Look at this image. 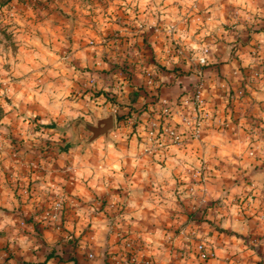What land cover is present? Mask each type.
Listing matches in <instances>:
<instances>
[{
  "label": "crops",
  "instance_id": "obj_1",
  "mask_svg": "<svg viewBox=\"0 0 264 264\" xmlns=\"http://www.w3.org/2000/svg\"><path fill=\"white\" fill-rule=\"evenodd\" d=\"M196 2L198 10L205 6L203 21L215 35L196 49L194 58L200 66L177 63L188 68L185 73L156 69L140 84L134 75L123 78L125 103L144 106L137 114L139 118L145 115L146 126L136 120L132 123V118L127 120L130 125L119 126L114 114L115 127L107 144L99 137L88 146L66 140L50 154L33 149L32 173L26 177L32 180V205H42L35 195L39 186L50 192L52 204L66 205L60 217L64 219L62 230L77 239L74 255L80 264H264V140L259 136L253 144L244 132L246 121L240 117L247 95L238 84L251 72L259 73L254 76L258 80L253 84V100L263 105L264 0ZM0 82V92L4 89L8 96L3 97L5 105L0 98V131L9 133L10 124L15 125L28 106L13 105L25 96L19 92V80ZM142 83L147 94L130 102V91ZM198 88L202 109L207 112L199 137L172 142L162 134L150 139L147 125L152 112L161 117L166 101L165 107L173 114L166 121L191 128L179 110L181 101ZM56 126L62 125L40 129L69 132L61 133ZM6 177L0 171V231L18 219L6 211L20 205L21 198L5 183ZM33 218L21 221L32 226L34 233L41 231ZM199 242L212 253L206 260L196 256Z\"/></svg>",
  "mask_w": 264,
  "mask_h": 264
},
{
  "label": "rangeland",
  "instance_id": "obj_2",
  "mask_svg": "<svg viewBox=\"0 0 264 264\" xmlns=\"http://www.w3.org/2000/svg\"><path fill=\"white\" fill-rule=\"evenodd\" d=\"M196 1L0 0V79H8L10 83L13 79L19 80V92L25 96L13 105L18 108L26 103L28 106L18 122L10 124L9 133L0 131V171L9 178L6 177L5 183L21 197L18 199L20 205L6 211L8 216H18V219H13L14 224L0 231L8 232L6 236L0 235V253L4 255L0 257V264H41L46 255L44 251L52 247L59 252V258H52L46 264H70L68 254L70 250L75 252L78 245L77 239L67 234L68 230H62L64 219L60 217L66 205L52 204V195L42 186L35 189L42 205H32V180L26 178L32 173L33 149L50 154L58 150L61 143L71 140V134H58L46 128L34 132L32 118L39 115L45 120L36 118L37 123L63 126L77 117L92 122L93 118L110 110L116 115L126 111L123 106L128 101L127 86L121 88L125 84L123 78L131 76L128 78L132 79L134 75V81L140 84L156 70L153 65L157 60L168 62L165 63L167 67H175L181 73L188 68L175 66L177 63L200 66L194 58L196 49L199 50L206 38L215 35L203 21L205 6L198 10ZM197 15L200 20L195 19ZM201 30L204 31L201 33ZM127 49L132 51L129 57L139 59L142 64L129 65L121 73ZM192 67L189 66V71ZM258 75L251 72L248 78L238 82L247 95L240 118L246 121L243 130L253 144L259 136L264 140V100L260 106L253 100L256 87L253 84ZM0 85L3 84L0 82ZM91 92L101 94L92 97ZM0 93L1 103L5 105L3 97H8L7 92L3 89ZM109 97H114L115 103L122 106L115 104L113 107ZM181 109L183 115L191 119L193 115L185 113L186 106ZM152 113L155 116L152 115L150 122L162 127L175 125L177 131H185V127L165 121L172 118V113L161 117L157 112ZM141 117L134 112L131 122L136 120L140 126H146L145 115ZM119 123V126L131 124L130 121ZM89 135L80 128V139ZM166 137L172 141L168 135ZM42 191L44 194H39ZM42 214L44 217L38 222ZM32 216L41 230L38 234L33 232L32 226L21 221ZM83 256L88 255L84 253Z\"/></svg>",
  "mask_w": 264,
  "mask_h": 264
},
{
  "label": "built area",
  "instance_id": "obj_3",
  "mask_svg": "<svg viewBox=\"0 0 264 264\" xmlns=\"http://www.w3.org/2000/svg\"><path fill=\"white\" fill-rule=\"evenodd\" d=\"M201 93L202 91L198 88L193 93L191 98L187 97L181 101V107L186 106L187 108V111L185 113L186 114L189 113L193 115L191 116V119L188 118L187 115L184 116L183 111L180 107L179 111H180V114L182 115V120L186 121L185 123L186 127H189V128L191 127L192 131L190 130L191 128L190 129L185 128V131H177L175 127H168V126L162 127L159 123L152 121L150 122V129L148 133L149 138L155 139L156 135H162V134L168 135L169 138H172L173 142H182V141H185L186 139H189V137L198 138L200 135L201 123L204 120V117L207 116L206 114H203L204 111L201 110L202 108ZM162 106L164 107L163 114L170 115L171 112L169 113L167 107H165V105H162ZM189 130H190V133H189ZM182 132H185L186 134ZM57 207H59V205ZM55 210L57 209L55 208ZM53 216H55V213L53 214ZM188 235H190V233H188ZM191 235H194V233L191 232ZM195 253H196V256L201 260H206L212 255V253L206 249L204 242H199L196 245Z\"/></svg>",
  "mask_w": 264,
  "mask_h": 264
},
{
  "label": "trees",
  "instance_id": "obj_4",
  "mask_svg": "<svg viewBox=\"0 0 264 264\" xmlns=\"http://www.w3.org/2000/svg\"><path fill=\"white\" fill-rule=\"evenodd\" d=\"M259 30L260 29H258V31ZM131 53H132L131 49H127L126 50L125 57H124V63H123V65L120 66V68H121L120 72L121 73L125 72L126 68H128L130 63H138L139 62V59H136L134 57L133 58L129 57V56H131ZM152 58H154V56ZM155 65H156V69L158 71H160L161 73L173 72V71L177 70L175 67H167L166 65L160 64L158 62H155ZM128 77H126V78H128ZM147 92H148V89H147L145 83H142L139 87H136V88H134L133 90L130 91V93H129V99H131L130 102H136L137 99L139 98V96H142V93L147 94ZM100 94H101V92H98V93L91 92L90 96L95 97V96H99ZM115 100L116 99H114V97H109V102L110 103L112 102L111 103L112 106H115V104H117V106L119 105V103H115ZM119 106L121 107L122 105H119ZM123 107H125L126 111L121 112V113L120 112L116 113V122L117 123L126 122L131 117V115L134 114V112H138V111L141 112L143 110V108L141 110V109H139L140 107L135 108L131 104H126ZM36 118H38V117L35 116V117L32 118L33 129L38 130V129H40V127H49V128L53 127L54 123L39 125L38 123L35 122ZM67 148H68V145H66L65 149H67ZM58 253L59 252L56 249H54V248L49 249L47 251V253L45 255V258H44V260L42 261L41 264H46V262L48 260L52 259V258H59L58 257ZM74 253L75 252L70 250V253L68 254L69 263L70 264H80L79 260H77V258L75 257ZM85 260H86V258H85ZM83 263L84 264H88L86 261H84ZM106 264H108V263L106 262Z\"/></svg>",
  "mask_w": 264,
  "mask_h": 264
},
{
  "label": "water",
  "instance_id": "obj_5",
  "mask_svg": "<svg viewBox=\"0 0 264 264\" xmlns=\"http://www.w3.org/2000/svg\"><path fill=\"white\" fill-rule=\"evenodd\" d=\"M81 127L90 134L83 140H80L78 137ZM114 127L115 115L114 112L110 111L100 117L93 118L92 122H89L82 117H77L68 121L63 126H56L55 129L61 133L69 131L72 138L71 144L83 143L84 146H88L99 137H103L105 144H107L110 141L109 133Z\"/></svg>",
  "mask_w": 264,
  "mask_h": 264
}]
</instances>
